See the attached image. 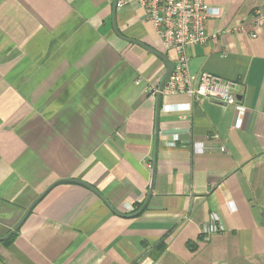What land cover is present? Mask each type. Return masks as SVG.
<instances>
[{"label":"crops","instance_id":"1","mask_svg":"<svg viewBox=\"0 0 264 264\" xmlns=\"http://www.w3.org/2000/svg\"><path fill=\"white\" fill-rule=\"evenodd\" d=\"M207 2L188 68L237 83L240 129L148 90L176 52L135 0H0V264H264V0Z\"/></svg>","mask_w":264,"mask_h":264},{"label":"built area","instance_id":"2","mask_svg":"<svg viewBox=\"0 0 264 264\" xmlns=\"http://www.w3.org/2000/svg\"><path fill=\"white\" fill-rule=\"evenodd\" d=\"M135 1L142 9V19L151 24L164 49L176 52L175 64L167 77L164 79L166 71L158 74L150 82L148 90L157 95L186 94L195 100L206 98L224 106H234L233 127L240 129L245 107L238 101L235 92L237 83L204 71L191 73L188 68L190 59L187 47L216 38V35L208 34L207 21L219 15V10L207 0ZM261 23L259 16L255 24ZM255 35V32L251 34L252 37ZM224 151L225 148L221 146L220 152ZM126 209L128 212L133 211L130 205ZM212 220L209 226L202 229L203 233L210 234L223 229L218 215L214 214Z\"/></svg>","mask_w":264,"mask_h":264},{"label":"water","instance_id":"3","mask_svg":"<svg viewBox=\"0 0 264 264\" xmlns=\"http://www.w3.org/2000/svg\"><path fill=\"white\" fill-rule=\"evenodd\" d=\"M169 69L166 71V73H165V75H164V79L167 77V75H168V73H169ZM163 79V80H164ZM40 197H42V196H40ZM40 199V198H39ZM38 199V200H39ZM38 200H36V201H38ZM36 201L26 210V212H25V214L23 215V217H22V219L20 220V222L15 226V228H14V230L17 228V227H19V225L21 224V222L26 218V216L29 214V212L32 210V208H33V206H34V204L36 203ZM13 233V230L12 231H10V232H8L5 236H3V237H0V240H3V239H5V238H7V237H9L11 234Z\"/></svg>","mask_w":264,"mask_h":264},{"label":"trees","instance_id":"4","mask_svg":"<svg viewBox=\"0 0 264 264\" xmlns=\"http://www.w3.org/2000/svg\"><path fill=\"white\" fill-rule=\"evenodd\" d=\"M16 235H17V230H15L5 241H11L12 239L15 238ZM160 249H161V247H160Z\"/></svg>","mask_w":264,"mask_h":264}]
</instances>
